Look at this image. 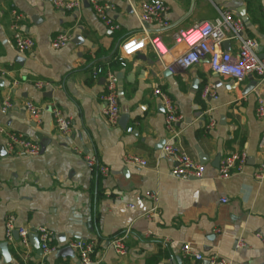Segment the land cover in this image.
<instances>
[{
	"label": "crops",
	"instance_id": "0c3cea01",
	"mask_svg": "<svg viewBox=\"0 0 264 264\" xmlns=\"http://www.w3.org/2000/svg\"><path fill=\"white\" fill-rule=\"evenodd\" d=\"M98 1L114 6L110 17L117 30L104 24L86 0L73 12L57 10L54 0H0V101L13 104L6 113L0 105V243L6 242V218L13 215L18 227H45L54 234L56 252L44 262L31 244L27 264L79 263L74 250L73 257L57 254L72 240L95 242L96 264H193L182 255L186 244L203 255L199 264H209L215 255L232 264H264V183L254 179L264 159V120L256 116L258 78L252 74L237 82L214 73L207 60L180 68L175 60L187 47L174 41L176 33L214 22L228 11L242 20L244 36L256 40L259 56L264 55V0H162L169 8V27L150 26L149 31L161 36L169 53L159 58L148 46L125 67L118 62L121 46L141 35L135 11L148 0ZM14 11L23 16V33L35 42L29 54H20L13 43ZM59 34H68L70 41L54 50L52 41ZM239 48L235 40L221 46L232 55ZM98 68L111 69L119 78L117 125L102 113L105 78H93ZM40 82L48 87L38 89ZM206 87L213 96L203 99ZM156 90L177 104L182 121L176 126V144L205 167L201 179L175 177V163L162 154L171 135ZM28 102L44 109L39 120L27 112ZM53 106L71 120L69 135L56 130ZM123 115L128 117L124 126ZM2 131L38 143L40 156L8 155ZM232 153L246 155V165L221 179L216 160ZM86 155L107 167L108 176L91 171ZM127 155L148 166L124 165ZM199 155L207 161L201 163ZM152 195L158 198V211L149 221L145 216L154 206ZM128 228L127 254L120 257L111 241ZM239 240L245 248H238ZM8 245L10 264H26L20 241L14 238Z\"/></svg>",
	"mask_w": 264,
	"mask_h": 264
},
{
	"label": "built area",
	"instance_id": "2783aa9c",
	"mask_svg": "<svg viewBox=\"0 0 264 264\" xmlns=\"http://www.w3.org/2000/svg\"><path fill=\"white\" fill-rule=\"evenodd\" d=\"M90 9L97 17L112 30H117L118 26L110 17V13L114 11V6L110 4H102L98 0H86ZM54 7L60 11L73 12L82 6V0H54ZM169 8L162 0H148L143 2L139 10L135 14L141 24V35L127 39L121 46V53L118 62L122 67L127 65V60L141 53L148 46L157 55L162 58L169 53L164 45L161 36H151L149 27L159 26L161 29L169 27L166 16ZM13 22L11 24L12 39L16 50L20 54H29L35 47L34 40L26 36L22 31L23 16L14 11ZM227 40H235L239 42L240 48L237 54L232 55L222 51L221 46ZM70 41L68 34H59L52 41V48L60 50L64 48ZM174 41L177 45L184 44L187 47L186 52L175 60V65L183 69H190L202 61L209 62L210 69L219 75L230 76L237 82H243L248 75H255L258 78V86L261 93L257 101L256 116L259 120H264V60L258 54L259 44L256 40L244 36V24L241 19L235 17L231 12H221L218 19L214 22H200L190 30L180 31L175 34ZM100 76L105 78V90L101 97L102 113L104 117L112 125H117L121 116L119 104V78L111 69L98 68L93 72V78ZM38 89H45L48 84L37 83ZM209 87L204 88L202 98L213 96ZM155 95L160 97L165 111V125L167 132L171 138L165 143L162 154L165 158L175 163L173 174L181 180L201 179L205 174V167L199 162L192 159L184 149L176 144V138L179 133L176 126L182 121L177 104L161 90H156ZM2 112L6 113L12 109L13 104L9 99L0 101ZM26 110L33 120H39L44 109L35 103H26ZM56 130L67 136L72 129L71 120L57 106L50 109ZM215 126V122H210V128ZM131 132V129L128 130ZM5 136L4 149L8 155L19 157H38L41 154V147L38 143L27 139L22 134L2 131ZM264 149V141L262 143ZM84 160L91 171L99 172L102 176H108L109 169L99 164L95 156L86 155ZM246 155L232 153L228 157L221 160L218 168V176L221 179H228L233 173L241 172L246 165ZM126 166L138 168H146L148 163L146 160L127 155L123 158ZM254 179L258 184L264 183V159L254 173ZM150 200L154 204L152 210L145 217L149 221H154L153 216L158 211V198L156 195L150 196ZM226 203V200L222 201ZM6 242L14 243V233L17 232L21 245V258L24 263H28L31 259V243L30 235L36 234L39 239L40 248L42 250V259L44 262L49 256L56 252V248L52 246L54 234L45 227L31 231L25 227H18L16 219L13 215H8L5 222ZM131 229L128 228L122 236L116 237L111 241V246L115 252L124 257L127 254L126 240L130 235ZM68 247L74 250L79 258L77 264H96L94 261V253L96 244L93 241L72 240ZM246 247L243 240L238 241V248ZM182 255L185 259L190 260L193 264H199L204 260L202 254L195 251L189 244L183 245L181 248ZM209 264H232V260L220 256H212Z\"/></svg>",
	"mask_w": 264,
	"mask_h": 264
},
{
	"label": "water",
	"instance_id": "95a60500",
	"mask_svg": "<svg viewBox=\"0 0 264 264\" xmlns=\"http://www.w3.org/2000/svg\"><path fill=\"white\" fill-rule=\"evenodd\" d=\"M86 6H88V5L86 4ZM260 58L264 60V55H261ZM251 89H252V86H249L246 91L248 92ZM45 95L50 97L51 94L49 93V94H45ZM127 121H128L127 115H123L121 118L122 125L123 126L126 125ZM163 145H165V142H163ZM1 153H0V155H2ZM199 158H200L201 163H205L207 161V158H204L202 155H199ZM220 161H221V157H218L216 160V165H215L217 168H219ZM14 238L17 241L19 240V236H18L17 232L14 233ZM29 239H30V243L32 244L33 248L35 249V251L37 253L38 258H41L42 257V250L40 248L38 236L36 234H31ZM57 254L60 256H63V257H73L74 256V252L70 247H65L64 249L59 250L57 252ZM0 255L3 258L4 264H10L11 263L12 256H11V252L9 250L8 243H6V242L0 243Z\"/></svg>",
	"mask_w": 264,
	"mask_h": 264
}]
</instances>
